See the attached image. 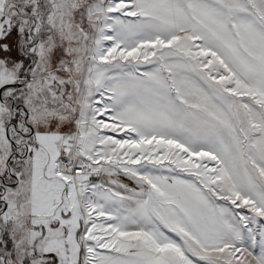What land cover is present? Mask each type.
Listing matches in <instances>:
<instances>
[{"label": "snow or ice", "instance_id": "1", "mask_svg": "<svg viewBox=\"0 0 264 264\" xmlns=\"http://www.w3.org/2000/svg\"><path fill=\"white\" fill-rule=\"evenodd\" d=\"M0 264H264V0H0Z\"/></svg>", "mask_w": 264, "mask_h": 264}]
</instances>
